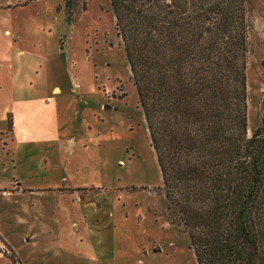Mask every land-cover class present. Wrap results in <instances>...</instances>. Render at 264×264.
Returning <instances> with one entry per match:
<instances>
[{"label": "rangeland", "instance_id": "374dc122", "mask_svg": "<svg viewBox=\"0 0 264 264\" xmlns=\"http://www.w3.org/2000/svg\"><path fill=\"white\" fill-rule=\"evenodd\" d=\"M5 1L22 5L0 9V27L19 29L28 55L13 59V96L6 94L12 134L0 109V264H197L187 233L168 218L109 0H76L73 25L65 0ZM248 10L251 137L264 117V0H248ZM2 76L11 86L12 77ZM74 194L112 211L103 218L111 221L113 259L95 262L63 245L69 221L62 209L78 205Z\"/></svg>", "mask_w": 264, "mask_h": 264}, {"label": "trees", "instance_id": "16d2710c", "mask_svg": "<svg viewBox=\"0 0 264 264\" xmlns=\"http://www.w3.org/2000/svg\"><path fill=\"white\" fill-rule=\"evenodd\" d=\"M109 2L170 223L197 264H264V117L249 137L248 0ZM64 10L75 24L76 0Z\"/></svg>", "mask_w": 264, "mask_h": 264}, {"label": "crops", "instance_id": "0c3cea01", "mask_svg": "<svg viewBox=\"0 0 264 264\" xmlns=\"http://www.w3.org/2000/svg\"><path fill=\"white\" fill-rule=\"evenodd\" d=\"M19 5H22L20 2L17 4L12 1H5L0 3V9L10 10L18 8ZM62 38H60L61 41ZM21 40V34L19 29H15L11 24L0 27V49L3 53L0 54V109L2 107V116L8 117V106L6 94L10 93L11 97L13 96V87L14 83V67L15 62L13 59L15 57H21L28 55V52L19 47V42ZM13 41V43H12ZM59 41V43H60ZM40 43V42H39ZM36 46V44H35ZM30 53V52H29ZM33 57V54H29ZM46 62L50 61V58L47 56L45 58ZM38 69L44 68V63H38ZM8 80L9 77H12V84L9 85L8 81L2 79L3 76ZM10 80V78H9ZM11 81V80H10ZM61 90L58 86L52 89V93H60ZM46 100L49 101L50 98L46 97ZM12 116V115H11ZM13 118V117H12ZM8 134H12V131H8ZM13 139V137H11ZM75 142L74 140H70ZM12 147H15L14 139L11 141ZM72 148L75 144L70 143ZM19 192H22L19 190ZM8 196L11 195L10 192L6 193ZM72 203L79 202L73 210L64 207L62 209L63 214L66 215L68 219V225L62 229L60 237L63 240V245L65 247L74 246L79 253H85L87 256L94 258L95 262H100L102 260L113 259L114 253L111 250V241L112 236L107 232L108 228L111 226V221H104L108 214L111 216L112 211L107 214V210L98 209L94 200L89 198L84 201L79 197L78 194H74L71 197ZM111 201L109 202V204ZM115 207V205H114ZM100 216H102L100 218ZM81 256V255H79Z\"/></svg>", "mask_w": 264, "mask_h": 264}]
</instances>
